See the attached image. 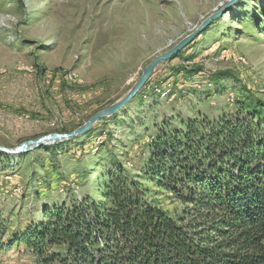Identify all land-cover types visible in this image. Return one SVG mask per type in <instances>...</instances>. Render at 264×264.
<instances>
[{"label": "rangeland", "instance_id": "1", "mask_svg": "<svg viewBox=\"0 0 264 264\" xmlns=\"http://www.w3.org/2000/svg\"><path fill=\"white\" fill-rule=\"evenodd\" d=\"M227 1L0 0V145L77 130ZM212 25L88 133L22 155L0 153V264H40L22 241L27 231L57 208L100 199L105 177L120 167L165 209L184 210L148 182L150 145L170 125L215 122L239 103H264V0H241ZM255 120L264 122V108Z\"/></svg>", "mask_w": 264, "mask_h": 264}, {"label": "trees", "instance_id": "2", "mask_svg": "<svg viewBox=\"0 0 264 264\" xmlns=\"http://www.w3.org/2000/svg\"><path fill=\"white\" fill-rule=\"evenodd\" d=\"M236 108L215 122L170 125L150 145L148 182L182 212L120 167L100 199L55 209L22 241L40 264H264V122L255 120L264 103ZM5 227L0 217V240Z\"/></svg>", "mask_w": 264, "mask_h": 264}, {"label": "water", "instance_id": "3", "mask_svg": "<svg viewBox=\"0 0 264 264\" xmlns=\"http://www.w3.org/2000/svg\"><path fill=\"white\" fill-rule=\"evenodd\" d=\"M241 0H228L227 4L220 10L206 19L194 32L188 35L180 43H178L170 51L156 57L142 72L135 87L119 102L109 106L108 108L96 113L88 122L77 130L71 133H51L41 136L34 140L26 141L15 148H6L0 145V153L4 155H22L32 149L40 148L45 145L55 144L65 140L73 139L75 137L84 135L92 130V128L103 118L110 117L121 110H123L133 99L140 93L147 82L151 79L156 68L163 62L171 61L180 52L186 49L197 37H199L208 27H210L215 21L224 16L229 10Z\"/></svg>", "mask_w": 264, "mask_h": 264}]
</instances>
